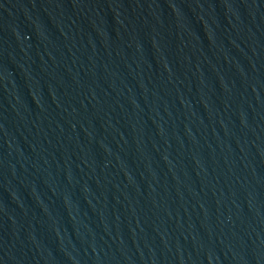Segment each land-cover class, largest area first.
Segmentation results:
<instances>
[{
    "label": "water",
    "instance_id": "95a60500",
    "mask_svg": "<svg viewBox=\"0 0 264 264\" xmlns=\"http://www.w3.org/2000/svg\"><path fill=\"white\" fill-rule=\"evenodd\" d=\"M0 264H264V0H0Z\"/></svg>",
    "mask_w": 264,
    "mask_h": 264
}]
</instances>
